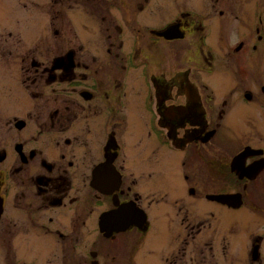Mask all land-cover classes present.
Here are the masks:
<instances>
[{
	"label": "flooded vegetation",
	"instance_id": "flooded-vegetation-1",
	"mask_svg": "<svg viewBox=\"0 0 264 264\" xmlns=\"http://www.w3.org/2000/svg\"><path fill=\"white\" fill-rule=\"evenodd\" d=\"M235 3L14 0L0 264H264V6Z\"/></svg>",
	"mask_w": 264,
	"mask_h": 264
},
{
	"label": "rangeland",
	"instance_id": "rangeland-1",
	"mask_svg": "<svg viewBox=\"0 0 264 264\" xmlns=\"http://www.w3.org/2000/svg\"><path fill=\"white\" fill-rule=\"evenodd\" d=\"M235 5L240 11L242 16L245 14H249V12L253 11V14L256 13L257 10H261V7L264 6V0H235ZM23 21H28V23H24ZM34 22V23H33ZM37 20L34 21L31 17L26 18V14L21 13V11H17L15 9L14 0H0V58H3L4 50L7 47H11L13 43H15V38H17L18 28L25 26H33L37 25ZM256 24L254 18V25ZM253 31L255 33V26L253 27ZM9 32H12L13 35H9ZM23 31V34H20V37H24V42L26 41V37L28 39H33L36 35L35 33H27ZM8 38V39H7ZM259 64V63H258ZM14 70L18 71V67H8L7 65H0V92L3 90H9V83L14 82L16 73L14 74ZM254 72L259 76H264V63L260 66L254 67ZM14 74V75H13ZM246 227L243 228V231ZM244 241L238 242V247Z\"/></svg>",
	"mask_w": 264,
	"mask_h": 264
}]
</instances>
